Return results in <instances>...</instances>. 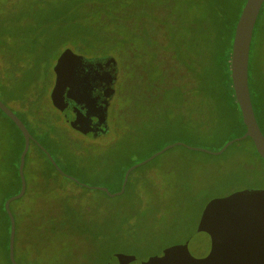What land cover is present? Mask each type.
Instances as JSON below:
<instances>
[{"label":"trees","instance_id":"1","mask_svg":"<svg viewBox=\"0 0 264 264\" xmlns=\"http://www.w3.org/2000/svg\"><path fill=\"white\" fill-rule=\"evenodd\" d=\"M126 1L0 0V100L8 107H13L15 111H12L26 125L37 143L44 146L64 172L58 158L72 164L74 173L79 175L88 170L87 166L95 164L94 169L88 173L102 176V180H109L108 171L120 167V156L124 155L121 152L109 154V162H101L89 154L91 158L87 160L88 163L85 160L79 162L78 157L84 159L82 150L85 147L77 143H73L75 149L70 146L71 141L63 125L62 114H59L60 110L50 104L48 99L50 89L51 99L52 90L57 83L53 66L58 59L52 54L53 50L56 47L59 50L70 48L67 45L69 43L81 44L93 52L104 51L100 55L90 53L86 58L81 57L83 61L98 63L101 67L116 66V61L119 71L118 84L122 87L117 90L118 96L143 106L146 108L143 111L153 108V116L158 108L161 114V109L165 108V105L168 107V102L158 105L163 98L162 94L171 91L181 98L177 104L171 106L179 109L182 119L186 118L187 113V120H192L193 117V123L198 124V129L206 131L204 127H209L208 129L213 130L215 124L221 127L230 122L242 126V135L246 131L234 95L230 68L235 28L246 0H130L129 4ZM111 3L114 10L109 6ZM96 4H104L110 11L103 15L96 11ZM126 7L127 10H119ZM262 12L264 7L260 14ZM123 16H126L129 22L121 23L118 20ZM109 17L118 18L121 29L128 32L123 33L128 39L121 36V32H109L111 35L105 32L108 27L106 20ZM116 41L123 46L119 47ZM63 52L65 50H62ZM190 93L197 98L199 105H195V98L190 99ZM204 97H207V100ZM251 100L264 134V108L258 116L252 92ZM119 111L120 108L118 113ZM0 114L6 119L0 117V264H12L9 258L11 224L5 210V202L21 189L19 164L24 149V137L1 109ZM133 118L130 113L125 114L124 127L132 129L135 120ZM8 122L16 129L17 137L1 132ZM37 143L31 141L26 157L25 169L33 170L30 181L26 180V194L11 204V211L16 220L15 257L19 264L20 251L26 245L22 234L25 223L33 225L35 230L49 234L54 224V216L69 213L71 207L66 206L63 200L61 204L64 205L60 204L56 208L36 204L24 218L15 208L16 203L22 199H33L36 193L43 198L56 195L66 198L62 196L68 194L66 189L58 185H78L56 170ZM252 145L255 149L253 143ZM33 159L36 160L35 165ZM114 159H117L118 163L111 162ZM131 166L133 164L123 170L118 169L119 188L111 191L112 193L121 190L125 173ZM140 169L131 172L121 197L130 191L129 185L147 184L148 174L139 177L135 175ZM57 177H61L63 181ZM100 192L108 197L105 192ZM92 208L85 206L83 214L88 217ZM26 216L30 218L27 220ZM148 219H151V225L142 227L143 222L146 223ZM164 223L162 217H156V214L148 215V212L138 209L136 213L127 214L110 211L101 219L88 218L85 222L71 220L66 222V225L75 235H78L77 232L81 231V226L84 225L99 238L101 246L121 248L130 242L141 243V239L137 237L141 229H146L143 232H146L147 239L155 233L164 232L168 229L160 226Z\"/></svg>","mask_w":264,"mask_h":264},{"label":"rangeland","instance_id":"2","mask_svg":"<svg viewBox=\"0 0 264 264\" xmlns=\"http://www.w3.org/2000/svg\"><path fill=\"white\" fill-rule=\"evenodd\" d=\"M126 2L129 4L130 0ZM112 4L109 6L114 10ZM95 7L96 11L103 15L110 11L104 4H96ZM124 9L127 10V7L119 10ZM129 12L133 14L132 10ZM117 19L107 18L108 27H106L105 32L109 35H111L109 32H121V36H126L123 34L126 31L121 29L122 26L119 25ZM118 20L121 23L129 22L126 16ZM126 37L128 39V36ZM113 40L115 41V39ZM73 44L69 43L67 45L70 48H61L60 50L56 47L52 54L58 59L62 55V50H67L79 57L86 58L90 53L100 55L104 52H93L81 44ZM116 44L119 47L123 46L117 41ZM55 66L56 64L53 67ZM249 69L250 88L257 114L260 116L264 108V12L259 14L255 26ZM80 76L83 77V75ZM65 84L74 88V85L61 80L58 87L55 86L52 90L56 95L54 96L56 101H58V96H62L58 92L61 91L62 93V90L67 92V88H62ZM121 88L118 84V91ZM50 92L51 89L48 99L50 104H53L50 99ZM191 94L189 95L190 99L195 98ZM162 97L158 106L168 102V107L165 105V108L161 109V114L158 108L156 115L153 116V108L143 111L146 109L143 106L135 105V102L131 103L129 99L118 96L111 109L109 130L108 132L106 130L107 133L105 132L106 134L98 139L99 144L92 139L79 135L80 133L72 131L70 134L67 133L72 149H75L73 143L85 147L82 150L85 155L84 159L78 157L79 162L89 160L91 158L89 154L94 155L95 160L101 162H109V154L120 152L124 154L123 157L120 156L122 158L120 159V167L108 171L109 180H106L105 177L102 180V176L97 177L88 173L94 169L95 164L87 166L88 170H84L83 174L79 175L74 173L72 164L58 158L65 173L70 176L73 174L72 177L90 186L106 187L110 191H116L119 188L117 185L118 169L123 170L131 164L141 163L168 145L182 142L193 148L216 152L223 144L225 145L228 141L242 135V126L230 122L221 127H217L215 124L213 130L212 128L208 129L209 127H204L206 131L198 129V124L193 123V117H191L192 120H187V113L186 118L182 119L179 109L171 106L177 104V101L181 99L177 93L169 91L163 93ZM183 99L185 98L183 97ZM205 99L207 100V97ZM196 100L197 98H195L194 103L197 106L199 102ZM52 101L55 102L53 98ZM10 109L15 111L13 107ZM120 112L124 115L130 113L131 118L134 117L132 129L124 127V115H121ZM0 117L6 120L1 114ZM0 121L2 122L1 119ZM65 121H67L66 118ZM191 130L195 133H192ZM110 131L112 134H109ZM211 131H213L212 134ZM1 132L17 137L16 129L9 122L5 124V129ZM35 161L33 159L34 165ZM111 162L118 163L117 159ZM139 168L141 169L135 175L139 177L148 174L147 184L129 185L130 191L122 197H106L99 190L68 183V185H58L66 189L68 194L62 195L66 198H61L58 195L52 198H43L36 193V197L31 200L27 198L17 202L15 208L22 213L24 218L25 215L31 213L30 210L36 204H46L56 208L63 200L66 206L71 207L69 213H60L54 216V224L49 234L35 230L33 225L25 223L26 226H24L22 234L26 245L19 254L21 264H117L116 260L112 258L114 257L113 253L115 255L116 253L136 255L140 260H143L152 255L161 254L167 247L186 240L190 241L194 253L203 255L209 249L210 237L207 232L198 231V227L201 224L202 213L207 206L218 199L240 191L264 190V160L257 154L252 141L249 139L232 144L221 155L189 149L180 145L175 146ZM31 171L33 170L30 168L25 169V177L28 181L31 179ZM57 178L63 181L61 177ZM85 206L93 207L92 213L88 217L82 212ZM138 209L142 212H148V215L156 214V217H162L165 223L160 226L168 229L164 232L155 233L153 237L148 239L146 232H143L146 229H141L142 232L139 231L137 236L141 239V243L130 242L121 248L109 247L110 250L101 246L98 242L99 238L84 225L81 226V231L77 232L78 235L72 234L73 231L69 230L66 225V222L71 220H83L85 222L88 218L101 219L105 213L110 211H120L127 214L136 213ZM26 217L27 220L30 218V216ZM143 225L141 226L147 228L151 225V219H148L146 223L143 222Z\"/></svg>","mask_w":264,"mask_h":264},{"label":"water","instance_id":"3","mask_svg":"<svg viewBox=\"0 0 264 264\" xmlns=\"http://www.w3.org/2000/svg\"><path fill=\"white\" fill-rule=\"evenodd\" d=\"M263 5L264 0H246L236 24L232 44L230 64L232 87L242 114L243 123L246 127L245 133L236 139L228 141L220 150L216 152L208 151L202 148H193L182 142H176L168 145L145 161L131 166L126 171L121 190L118 192L112 193L106 187L90 186L66 174L56 163L52 155L44 148V146L37 143L21 119L0 100V109L14 122L24 137V149L21 153L19 164L21 189L16 195L11 196L5 202V210L9 216L11 224L9 237V258L12 264L19 263L15 257L16 220L13 212L11 211V204L24 197L27 191L25 164L31 141L38 144L40 149L46 154L52 165L61 175L85 188L103 191L111 198L124 194L132 171L150 163L167 150L179 145L214 155H221L232 144L250 138L257 153L264 160V134L255 115L249 85L251 45L255 26ZM82 64L83 59L81 57L75 55L71 51L66 50L63 52L60 58H58L54 68L57 74L56 86L58 87L61 80L66 81L70 85H74V88L67 84L62 87L69 88L71 94L78 93L79 91L84 90L85 86H89V81L86 76H80L82 73L80 66ZM58 93L62 95L64 92L62 90V93L61 91ZM54 96L56 95L52 92L51 99L53 98L55 101H52L54 106L61 111L65 110L67 105L63 102L62 96H58V101L55 100ZM63 113L65 116L68 115L67 110ZM80 130L84 131L85 129L80 128ZM263 194V191H254L250 193H248V191H242L228 197L218 199L208 205L204 211V218H202L200 222L201 224L198 227V231L209 233L211 237V251L207 257L199 259L191 258V261L195 262V264H264V200L262 199L255 202L247 208L237 207V202L239 200L247 199L250 203H252L256 197L262 198ZM176 252H186L189 254L187 244H177L168 247L163 251L165 255H174ZM115 256L120 264H128L130 261L136 259L133 255L123 253H117ZM162 262V257L155 256L150 258L144 264H158Z\"/></svg>","mask_w":264,"mask_h":264},{"label":"flooded vegetation","instance_id":"4","mask_svg":"<svg viewBox=\"0 0 264 264\" xmlns=\"http://www.w3.org/2000/svg\"><path fill=\"white\" fill-rule=\"evenodd\" d=\"M115 64L117 67L115 65H106L105 67H101L98 63H91L86 60L83 61V64L80 66L82 69V73L80 75H83L84 77L86 76L89 81V86H85L86 90H81L75 94H71L69 92V88L67 89V92L62 93V100L67 105L65 110H67L68 115L65 116L63 113L65 110L61 111L60 109L59 114H62L61 117L64 120L63 125H65L69 134L71 131L78 134L80 133L79 135L92 139L95 141V143H98V139H100L102 136H104V134L108 132L111 109L114 106L115 99L118 97L117 90L119 82V71L116 61ZM65 118L67 121H65ZM80 128L85 130L81 131ZM110 133L111 131L109 132V134ZM254 191L264 192V190H251L248 191V193ZM262 199L264 200V194L262 198L256 197L252 203H250L247 199L239 200L237 202V207L247 208L251 204L258 202ZM203 215L204 212L202 213L201 220L202 218H204ZM207 234L209 235L208 232ZM181 244H187L189 254L186 252H176L174 255H165L162 252L161 254L152 255L143 260H140L138 256L133 255L136 257V259L130 261L128 264H144L150 258L155 256L162 257L163 259V262L158 264H195V262L191 261V258H205L209 255L211 251V237L209 249L203 255L196 254L192 251L190 241L186 240L185 242L178 243V245ZM112 258L116 260L117 264H120L115 255Z\"/></svg>","mask_w":264,"mask_h":264}]
</instances>
